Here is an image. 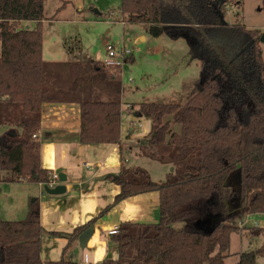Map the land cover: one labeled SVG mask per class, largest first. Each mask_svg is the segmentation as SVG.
<instances>
[{
	"label": "trees",
	"instance_id": "16d2710c",
	"mask_svg": "<svg viewBox=\"0 0 264 264\" xmlns=\"http://www.w3.org/2000/svg\"><path fill=\"white\" fill-rule=\"evenodd\" d=\"M44 2L0 0V127H5L0 170L10 173L8 181L51 179L40 165V142L32 138L40 129L45 103L79 105V142L120 143L119 71L99 61L43 60ZM242 4L243 0H120V12L129 22L143 24L149 35H184L200 76L185 103L141 102L135 110L151 120L149 134L139 141L141 153L173 167L165 180L153 181L147 170L128 166L121 157L119 172L109 176L120 187L113 202L70 233L49 232L67 237L66 249L114 205L157 192L158 222L120 223L110 236L117 258L86 264H224L230 234L238 232L235 223L247 212L264 211L261 35L225 18L231 7L238 11ZM261 8L264 11V0ZM21 21L35 25L19 28ZM236 169L241 205L230 212L226 180ZM217 216L224 220L213 228L210 222ZM174 223L182 226L175 228ZM42 231L37 198L29 202L25 219H0V264H42ZM260 255L264 243L240 253L237 264H255ZM44 264L76 263L61 257Z\"/></svg>",
	"mask_w": 264,
	"mask_h": 264
},
{
	"label": "rangeland",
	"instance_id": "374dc122",
	"mask_svg": "<svg viewBox=\"0 0 264 264\" xmlns=\"http://www.w3.org/2000/svg\"><path fill=\"white\" fill-rule=\"evenodd\" d=\"M119 6L120 0H45V17L41 26L43 56L57 61L87 59L99 61L103 65L107 43H113L117 47L125 46L131 51L130 58L133 60L128 58L116 70L121 73L123 108L128 109L130 115L124 117L125 124L129 120L134 121L132 138L129 143H124L123 149L130 144L133 149L129 152L130 155L136 153L139 157L151 160L140 162L136 158V161L132 159L129 164L145 166L151 179L160 182L169 173L164 166L170 164L163 165L141 153L139 141L149 134L151 120L138 116L135 110L141 102L185 103L194 81L200 76V65L191 58L185 37L173 39L166 34L151 36L143 24L129 22L126 15L120 12ZM261 7L262 0H243L240 10L231 7L226 18L230 24L239 22L249 27L261 28L256 29L261 35L264 32V11ZM26 24L33 28L35 22ZM26 24L21 21V27L27 26ZM259 47L264 63V41L259 42ZM126 104L130 107L126 108ZM128 114L124 113L125 116ZM2 132L3 129L0 128V135ZM33 139L37 140L38 136ZM75 164L78 165L79 162ZM239 175V170L236 169L226 180V185L231 190V196L226 200L230 212L241 205ZM10 177L9 172L0 171V219L22 220L26 218L29 202L36 197L37 190L32 194L34 190L31 185L9 182ZM156 222L158 218L145 223ZM254 222L262 227H254ZM99 225L101 230L94 226L97 231L95 238L101 242L99 236L103 226ZM235 225L238 232L230 234L224 264H237L239 252L255 247V238L262 235L264 239V211L247 212ZM173 226L179 228L180 223H174ZM86 248L77 249L76 255L79 250ZM59 258L60 255L57 259ZM64 258L70 259L69 251L65 252ZM255 264H264V255L257 256Z\"/></svg>",
	"mask_w": 264,
	"mask_h": 264
},
{
	"label": "crops",
	"instance_id": "0c3cea01",
	"mask_svg": "<svg viewBox=\"0 0 264 264\" xmlns=\"http://www.w3.org/2000/svg\"><path fill=\"white\" fill-rule=\"evenodd\" d=\"M226 21L231 23L227 18ZM29 22L31 21H24L25 24ZM18 26L21 28V22ZM246 28L261 29L249 26H246ZM41 56L45 61L57 62V60L44 58L43 45ZM61 61L83 62L87 61V59ZM122 96L123 92L121 93L119 143L122 147V154L118 144H83L79 142L80 109L77 103H45L42 106L40 129L36 133L38 136L37 141L40 142V165L42 168L49 170L48 173L50 175L54 172H61L66 177V180L62 183L65 186V192L61 195H51L50 197L43 192L45 190L42 183L18 181L31 185L34 190L32 194H35L37 190L34 198L39 201L40 223L43 228L40 254L42 264L47 261H57L61 257L65 261H72L76 264L98 263L105 259L115 260L117 258V246L111 240V235L107 233L110 228L118 226L122 222H151L157 220V218L159 220L158 194L157 192H148L122 200L104 215L97 218L92 227L94 231L87 242V248L79 250L77 255L76 250L80 249L78 238L64 249L68 241L67 237L49 233H70L76 226L88 222L99 211L113 202L114 196L120 191V187L109 176L116 175L119 172L122 158L131 167H133V164L130 165L131 163L129 164V162L132 159L136 161L135 159L137 158V161L139 160L140 162L149 160L142 156L139 157L136 153L130 155L129 152L133 150L130 144L123 149L124 143H129L132 138L134 121L129 120L125 124L124 117L127 118L130 115L128 114V109L125 110L123 108ZM127 107L130 106L126 104ZM125 112L128 114L127 116L124 115ZM0 128L3 131L5 130V127ZM77 162H79L78 165L75 164ZM84 163H88L89 166H85ZM139 167L147 170L145 166ZM164 167H166V171L171 172L170 168L172 166L166 165ZM164 180L165 178L160 182ZM57 184H59V181L56 182ZM99 224L103 226L99 236L102 239L101 242L95 238L97 237V231L94 226L100 229ZM181 226L182 224L180 223ZM241 235L243 234L241 233ZM262 242L264 243V239L261 235V237L255 238V247H248L239 252V254L249 249L259 248L263 244ZM66 251L70 253L69 260L64 258ZM59 255L60 258L57 259Z\"/></svg>",
	"mask_w": 264,
	"mask_h": 264
},
{
	"label": "built area",
	"instance_id": "2783aa9c",
	"mask_svg": "<svg viewBox=\"0 0 264 264\" xmlns=\"http://www.w3.org/2000/svg\"><path fill=\"white\" fill-rule=\"evenodd\" d=\"M131 51L125 46L117 47L113 43H107L105 47V59L103 61V65L105 68L116 71L117 69L121 68L124 63L127 62L128 58H130ZM120 73V72H119ZM121 76V73H120ZM37 134H33L32 138L36 137ZM85 166H89L88 163H84ZM58 182L57 173H51V179L45 183H42L43 186L47 185L48 187H54ZM240 221V220H239ZM237 221L236 223H238ZM239 225H242L239 223ZM254 227H259L257 222H254ZM117 226L110 228L107 233L108 235H112L116 233Z\"/></svg>",
	"mask_w": 264,
	"mask_h": 264
},
{
	"label": "water",
	"instance_id": "95a60500",
	"mask_svg": "<svg viewBox=\"0 0 264 264\" xmlns=\"http://www.w3.org/2000/svg\"><path fill=\"white\" fill-rule=\"evenodd\" d=\"M183 37H185V36L183 35ZM260 41H264V32L261 34ZM170 170L172 171L173 168L171 167ZM57 176H58L59 184L55 185L54 187H48L47 185L43 186V189L45 190V192L47 194L60 195V194H63L65 192V186L62 183L66 180V177L61 172L58 173ZM34 178H36V176H34ZM33 199L34 198H32V201H33ZM223 220H224V218L222 216H217L211 220L210 224L214 228L218 223L223 222ZM93 231H94L93 228L89 227V228L85 229L84 231H82L78 235V245L80 248L86 247L89 238L93 234Z\"/></svg>",
	"mask_w": 264,
	"mask_h": 264
}]
</instances>
